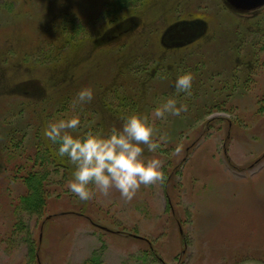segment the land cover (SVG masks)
<instances>
[{"label": "rangeland", "instance_id": "1", "mask_svg": "<svg viewBox=\"0 0 264 264\" xmlns=\"http://www.w3.org/2000/svg\"><path fill=\"white\" fill-rule=\"evenodd\" d=\"M172 97L188 111L152 117ZM134 111L167 137L144 153L166 179L79 200L44 127L108 133ZM0 264H264V5L0 0Z\"/></svg>", "mask_w": 264, "mask_h": 264}, {"label": "clouds", "instance_id": "2", "mask_svg": "<svg viewBox=\"0 0 264 264\" xmlns=\"http://www.w3.org/2000/svg\"><path fill=\"white\" fill-rule=\"evenodd\" d=\"M194 81L192 72L178 75L174 84L177 92H188ZM94 97L90 86L82 87L75 102L85 104ZM188 111L186 103H178L175 97L158 105L152 117L166 119L168 115L180 116ZM79 115L50 120L43 129V136L57 144V154L67 158L72 168L69 190L81 201L92 199L96 192L108 195L112 188L119 190L125 200H132L141 185L163 182L166 179L165 162L158 157L146 158L145 149L157 152L167 143L166 136H157L154 119L146 113L132 112L123 118L122 127L105 133L88 130L79 135ZM183 146L177 144L175 154Z\"/></svg>", "mask_w": 264, "mask_h": 264}, {"label": "water", "instance_id": "3", "mask_svg": "<svg viewBox=\"0 0 264 264\" xmlns=\"http://www.w3.org/2000/svg\"><path fill=\"white\" fill-rule=\"evenodd\" d=\"M227 2L236 9L246 10L263 4L264 0H227Z\"/></svg>", "mask_w": 264, "mask_h": 264}, {"label": "bare ground", "instance_id": "4", "mask_svg": "<svg viewBox=\"0 0 264 264\" xmlns=\"http://www.w3.org/2000/svg\"><path fill=\"white\" fill-rule=\"evenodd\" d=\"M228 5H229V3H228Z\"/></svg>", "mask_w": 264, "mask_h": 264}]
</instances>
